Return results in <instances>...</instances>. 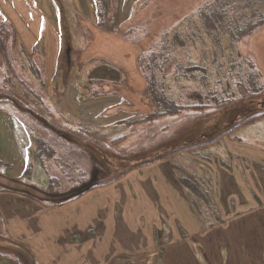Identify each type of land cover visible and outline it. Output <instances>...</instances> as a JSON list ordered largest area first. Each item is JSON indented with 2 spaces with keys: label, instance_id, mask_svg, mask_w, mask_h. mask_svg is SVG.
Masks as SVG:
<instances>
[{
  "label": "rangeland",
  "instance_id": "rangeland-1",
  "mask_svg": "<svg viewBox=\"0 0 264 264\" xmlns=\"http://www.w3.org/2000/svg\"><path fill=\"white\" fill-rule=\"evenodd\" d=\"M63 1L66 10L72 11V0ZM211 2L110 0L115 25L112 30L105 27L102 33L127 46L125 51L118 52L115 41L107 51L99 38L87 42L86 36H82L91 32L87 26L82 30L76 28L77 31L64 26L61 52L62 37L51 29L49 16L44 17L41 8L30 10L35 15V36L43 38L40 44H44L46 32L54 43L49 68L45 70L50 82L44 75L43 82L32 71L34 61L26 58L18 46L13 48L12 36L9 43L13 53L5 57L0 49V107L14 111L20 119L22 142L30 160L23 176L13 178L23 180L30 190L36 186L39 195L78 192L82 187L96 186L79 195L85 197V219L95 225L106 218L102 203L113 190L110 185L129 182L127 173L148 166L160 155H169L161 158L164 170L169 167L180 176L183 185L182 180L187 179L196 186V179L203 197L197 196L189 184L184 188L200 204L204 219L216 222L218 207L208 172L219 182L242 188L238 183L245 181L243 172L256 170L259 165L264 172V91H251L255 85L264 88V26L239 40L220 32L211 34L198 18L203 7ZM36 57L43 74L44 55L39 53ZM154 96L165 101L160 103ZM227 100L228 104L217 105L218 101ZM201 103L210 106L193 108ZM173 107L177 112L168 113ZM255 116L258 117L252 122L239 125ZM225 132L228 134H220ZM41 139L52 149L50 157L40 153ZM210 142L202 148L173 153ZM220 161L223 166L229 165V174L218 168ZM10 172V168L0 166V191H7L4 196L0 193V264H29L10 237L20 234L26 239L16 242L23 247L29 243L36 251L51 249L46 255L37 251L41 258L51 260L52 254L60 256L61 242H55L60 240L59 230L65 219L75 218L65 211H53V218L48 221L53 232L42 230L43 218L24 211L23 206L31 204L28 196L4 189L18 187V183L7 180L6 176L12 178ZM246 182L250 184L247 176ZM21 198L27 199L19 204ZM92 203L96 205L88 207ZM75 210L72 207L70 212ZM13 223H22V228H12ZM88 230L94 237L92 226ZM67 238L75 243L82 237L74 234ZM61 240L64 242L65 238ZM260 242L264 246V237H260ZM12 246L13 254L7 252ZM261 250L263 259L257 264H264V248ZM31 256L36 259L32 253ZM126 262L118 260L117 264Z\"/></svg>",
  "mask_w": 264,
  "mask_h": 264
},
{
  "label": "crops",
  "instance_id": "crops-1",
  "mask_svg": "<svg viewBox=\"0 0 264 264\" xmlns=\"http://www.w3.org/2000/svg\"><path fill=\"white\" fill-rule=\"evenodd\" d=\"M71 2L73 8L72 11H68L65 8L66 2L63 0H0V21L7 22L15 30L19 50L25 53L26 58L30 57L29 60L34 61L36 65L38 58L36 56L39 53L44 55L43 75L46 81H49V74L45 73V70L49 68L51 46L54 41L46 32L44 44H40L43 38L40 40L38 36H35L33 25L35 15L30 10L41 8L44 17L49 16L51 29L62 37L61 52L64 49L63 30L69 27L82 30L87 26L92 33L81 34L86 36L87 42L95 38L100 39L101 35H104L102 33L104 28L99 24L95 0H72ZM108 7L111 8L110 0H108ZM63 22L65 23L62 26ZM97 31L99 33L96 37ZM106 35L109 34L106 33ZM57 43L60 46L59 42ZM68 50L69 48L65 51L68 52ZM61 54L60 58L58 57V63L62 58ZM89 60L93 61L91 58ZM21 134L18 116L14 111L0 107V161L8 164L2 168H10L12 178L23 176V171L30 162ZM147 164L149 165L127 173L126 175L131 178L129 182L117 181L110 185L113 190L106 194L109 198L102 203L106 208V218L99 219L95 225H90L83 215L85 197L77 196L60 204L43 202L28 195L26 196L28 199H19V204L24 203L25 199L31 202L32 206H23L24 211L35 214L40 219L43 218L41 221L43 225H40L44 227L41 229L47 232H53L48 222L53 218L51 216L53 211H65L78 221L76 223V220L71 218L65 219V222L61 221L64 222L59 230L61 237L60 240L55 241L61 242L60 256L52 254L51 260L41 258L37 253L38 251L39 254H50L51 249L37 248L36 251V248L34 249L33 246L32 248L29 246L31 244L27 243L26 247L35 256L36 262L38 264H117L118 260L127 261L125 264H239L237 262L257 264L262 262L261 249L264 246L260 242V237H264V172L260 170V165L256 167V170H250V174L247 170L243 172L246 173L250 183L247 184L246 176L243 178L245 181L241 179L242 182L239 181L238 184L243 185L244 188L224 183L223 180L219 182L211 172L206 170L213 179L214 201L218 207L216 222L211 223L210 219L208 221L204 219L203 211L198 206L200 204L191 199L192 194L190 195L188 189L184 188L180 176L172 173L169 167L164 170L162 159H156ZM218 165L219 169H225V173L229 174L227 163L224 164L225 167L221 161ZM201 166L207 167L206 169L209 167L204 164ZM201 180L204 181L203 178ZM194 181L201 186L196 179ZM117 186L120 188L116 189ZM0 193L4 196L7 191H0ZM9 202L16 203L10 199ZM95 205L92 203L88 207ZM72 207L76 208L73 213L70 212ZM1 214L4 217L2 210ZM82 219L86 226L80 223ZM3 221L6 222L5 218ZM20 224L22 223H13L12 228H22ZM90 226L93 228L94 237L92 238L88 230ZM5 230L7 232V228ZM74 234L82 238L75 243L69 242L67 237ZM16 236L10 237L14 239L13 241L24 239L22 234ZM62 238H65L64 242ZM81 244L83 247H80ZM233 253L234 256H232ZM230 256L232 258L229 261Z\"/></svg>",
  "mask_w": 264,
  "mask_h": 264
},
{
  "label": "trees",
  "instance_id": "trees-1",
  "mask_svg": "<svg viewBox=\"0 0 264 264\" xmlns=\"http://www.w3.org/2000/svg\"><path fill=\"white\" fill-rule=\"evenodd\" d=\"M96 6L98 7V16H99V24L105 28L107 27L108 30L114 29V19H113V13L110 12V8L108 7V0H95ZM204 9L201 10L199 13V19H201V22L205 24L207 31H210L216 33H224L228 34L232 40H239L240 38L246 37L248 35L253 34L255 31H257L259 28L264 26V0H212L210 4H207L203 7ZM10 36H12V46L13 48H16L18 46V41L16 37L15 30L11 27L10 24L7 22L0 21V49H2L3 54L5 57H8L9 54L11 55L13 53V49L10 47ZM19 47V46H18ZM12 51V52H11ZM12 65V64H11ZM31 69L35 74L37 73V76L45 82V78L43 77V74L41 73L39 66L35 64H31ZM195 68V67H194ZM40 71V72H39ZM12 75V74H11ZM6 77V76H5ZM155 78V76H153ZM154 88L151 89V92L153 93ZM253 93L264 91L263 86H254V88L251 90ZM154 99L159 101L160 103L164 102L165 99L159 96H154ZM229 103V100L227 101H218L217 105L222 106ZM202 105H194V109H204L205 107H209L210 105L208 103H201ZM167 111V110H164ZM163 111V112H164ZM176 109L173 107L172 110H169L168 113H175ZM177 112V111H176ZM259 116V115H258ZM258 116H255L251 119L245 120L239 125L242 126L244 124H248L252 122L255 118ZM239 127V126H238ZM236 127V128H238ZM235 128V129H236ZM222 136L225 134H228V132L220 133ZM218 139H215V142ZM214 142V143H215ZM210 143H201V144H194L192 146H187L185 148L178 149L177 151H173V153L181 152L184 150H191L194 148H202ZM40 153H44L45 155L49 156L53 154L52 149L48 148L46 144L43 142V140H40L39 143ZM171 155V154H170ZM169 155L160 156L161 159L163 157H168ZM155 159V158H154ZM157 159V158H156ZM8 164L6 162L0 161V166H7ZM27 174V172H26ZM7 180L9 182H16L18 183V187H10L5 186L4 189L6 190H17L23 194H26L30 197H34L36 199H39L43 202H48L52 204H60L62 202H65L67 200H70L74 197H77L79 195H82L90 188L96 187H86L82 190L76 192L74 190L68 191L62 194L54 193V194H47L44 193L43 195H39L35 191V187L33 185V190H30V185H24L23 180L20 179H14L9 176H6ZM184 182V185L187 187L189 184V187L192 188L193 191L197 196L203 197V193L200 189V186L195 183L196 186H194L193 182L190 180H182ZM201 199H206L201 198ZM13 244H16V247H22L23 249H20L21 252H24V254L27 256L29 264H35V260L31 256V252L28 248L23 247L22 244L13 241ZM10 250L8 253H15L14 247L12 246L9 248Z\"/></svg>",
  "mask_w": 264,
  "mask_h": 264
},
{
  "label": "bare ground",
  "instance_id": "bare-ground-1",
  "mask_svg": "<svg viewBox=\"0 0 264 264\" xmlns=\"http://www.w3.org/2000/svg\"><path fill=\"white\" fill-rule=\"evenodd\" d=\"M101 42L100 44L102 45V48L104 51H107L110 47L109 45L111 44V42L114 43V41L117 43V47L116 45H114L116 47V51L118 52V50H123L125 51L127 49V46L123 45L117 38H115L114 36L112 37V35H102L100 38ZM115 44V43H114Z\"/></svg>",
  "mask_w": 264,
  "mask_h": 264
}]
</instances>
